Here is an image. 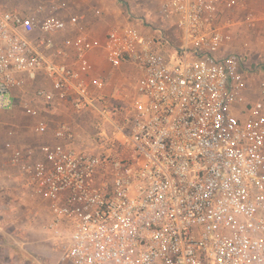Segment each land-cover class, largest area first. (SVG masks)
Listing matches in <instances>:
<instances>
[{
    "label": "built area",
    "instance_id": "1",
    "mask_svg": "<svg viewBox=\"0 0 264 264\" xmlns=\"http://www.w3.org/2000/svg\"><path fill=\"white\" fill-rule=\"evenodd\" d=\"M155 3L154 20L128 14L102 39L58 5L0 8V111L37 120L32 141L7 131L10 163L46 201L60 264H264V80L248 95L264 13L247 0ZM128 67L122 117L124 89L108 90ZM47 107L71 118L53 125ZM84 115L99 118L89 136Z\"/></svg>",
    "mask_w": 264,
    "mask_h": 264
},
{
    "label": "rangeland",
    "instance_id": "2",
    "mask_svg": "<svg viewBox=\"0 0 264 264\" xmlns=\"http://www.w3.org/2000/svg\"><path fill=\"white\" fill-rule=\"evenodd\" d=\"M263 0H247V11L258 15L264 13ZM58 5L64 17L83 14L84 28L102 39L113 25L122 24L129 18L128 14L154 20L156 11L155 0H0V8L20 11H33L40 5ZM102 10V17L95 16V10ZM250 47L253 50L251 60L258 59L259 71L250 75V99L259 97V85L264 80V52L262 44L250 33ZM263 54V55H262ZM259 55V56H257ZM137 77L130 67L125 73L113 77L109 91L118 86L124 89V106L122 117L134 102ZM70 110L64 107L45 110V118L53 125L68 120ZM97 118L90 115L79 118L81 132L89 136L93 133V122ZM36 119L28 116L23 107L18 106L12 111H0V264H60V254L50 241L45 231L48 220L46 201L33 196L25 186V176L9 160V153L3 145L7 131L14 129L23 139L32 141V128ZM96 131V129H95Z\"/></svg>",
    "mask_w": 264,
    "mask_h": 264
},
{
    "label": "crops",
    "instance_id": "3",
    "mask_svg": "<svg viewBox=\"0 0 264 264\" xmlns=\"http://www.w3.org/2000/svg\"><path fill=\"white\" fill-rule=\"evenodd\" d=\"M262 3L264 4V0L262 1ZM93 36L95 37L96 35H93ZM93 60L96 63L98 70L102 71L104 69H106V70L108 69V66L105 62V59L103 58L102 54L99 51L94 53ZM119 73H120V71H116L113 76L114 77L118 76Z\"/></svg>",
    "mask_w": 264,
    "mask_h": 264
},
{
    "label": "trees",
    "instance_id": "4",
    "mask_svg": "<svg viewBox=\"0 0 264 264\" xmlns=\"http://www.w3.org/2000/svg\"><path fill=\"white\" fill-rule=\"evenodd\" d=\"M84 116H86V115H84ZM81 117H83V116H77V117L75 118V120H76L75 122H76V123H79V122H80V121H79V118H81Z\"/></svg>",
    "mask_w": 264,
    "mask_h": 264
}]
</instances>
